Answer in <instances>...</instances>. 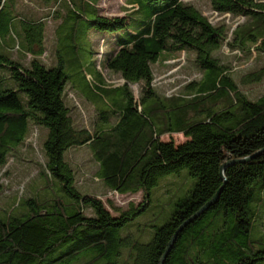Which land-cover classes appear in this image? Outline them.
I'll return each instance as SVG.
<instances>
[{
    "label": "trees",
    "instance_id": "16d2710c",
    "mask_svg": "<svg viewBox=\"0 0 264 264\" xmlns=\"http://www.w3.org/2000/svg\"><path fill=\"white\" fill-rule=\"evenodd\" d=\"M69 1L71 8L59 29L70 24L72 43L86 39L85 24L103 36L119 34L107 43L102 63L125 85L113 89L100 79L97 87L106 94L121 91L126 105L114 113V124L106 118L110 124L105 130L94 134L77 130L64 98L66 62L59 57L58 65L48 69L39 59L46 51L44 23L21 20L19 24L14 6L0 0L1 50H20L23 45L24 55L34 57L25 65L0 55V73L10 72L9 78L0 75V169L26 142L32 126H44L49 131L44 143V189L52 191L58 183L65 195L42 201L23 199L0 214V264H72L88 255L92 258L85 264H120L117 259L123 249H128V258L121 264H160L179 227L224 185L221 167L248 158L244 164L225 169L226 184L218 203L183 230L164 264H209L201 259L216 247L222 248L214 255L221 252L236 260L235 264L264 262V250L256 249L253 238L256 219L264 211V94L257 101L249 100L216 56L225 45L241 54L252 39H264V3L207 0L220 16L248 19L232 30L224 23L211 24L193 3L199 0H129L133 8L129 15L114 19L100 15L93 0ZM8 38L16 42L14 48L4 41ZM185 50L196 53L201 70L217 74L215 81L200 87L204 97L229 98L230 104L198 122L157 128L144 109L145 100L155 95L152 66L163 52ZM255 51L257 57L264 55V41ZM263 78L264 70L244 81L254 84ZM4 81H14L16 87L4 89ZM139 84L143 87L140 106H136L129 86ZM174 134H182L187 141L175 145L161 140ZM84 146L92 149L108 190L118 195L142 193L143 202L130 204L127 210L111 204L114 216L101 198L81 194L75 188V171L64 155ZM184 169L196 184L176 201L169 220L156 230L151 242L143 244V236L122 238L121 230L149 207L160 179Z\"/></svg>",
    "mask_w": 264,
    "mask_h": 264
},
{
    "label": "rangeland",
    "instance_id": "374dc122",
    "mask_svg": "<svg viewBox=\"0 0 264 264\" xmlns=\"http://www.w3.org/2000/svg\"><path fill=\"white\" fill-rule=\"evenodd\" d=\"M9 1L14 6V13L19 18V24H21V20L44 23L46 51L39 59L47 68L56 67L59 57H62L66 62L65 72L68 76V84L64 98L71 110L75 128L77 130L86 129L94 134L105 130L110 123L114 124L116 122L114 113L119 112L126 105L123 93L119 91L106 94L100 91L97 86L102 79L106 80L107 87H113V89L125 85L120 76L106 71L102 63L107 53V43L113 42L119 34L103 36L99 32L91 30L89 24H85L83 27L86 29V39L72 43L68 37L71 34L70 24L59 29L67 17L68 9L71 8L69 0ZM72 1L76 2V0ZM93 1L97 2L96 7L100 15L109 19L123 18L129 15L133 9L129 0ZM255 1L264 3V0ZM193 3L213 24L224 23L234 30L238 25L243 26L248 21L244 17L232 18L231 16L225 19L219 17L216 20L207 0L193 1ZM229 40H231V32ZM4 41L10 48L16 46V42L11 38L4 39ZM262 41L252 39L247 45L246 51L241 54L237 51H230L226 45L216 53L221 63L229 68L230 75L239 89L251 101H257L264 94V78L261 82L254 84H247L244 81L251 73L264 70V55L257 57L255 51ZM23 50V45L20 50L14 48L2 51L0 48V55L12 57L27 65L34 57L31 54L24 55ZM248 51L251 52V55ZM171 57L180 59L163 65L166 58ZM152 67L155 78L152 87L155 95L145 100L144 109L157 128L198 122L205 119L210 112L221 111L230 104L229 98L218 101L214 96L204 97L205 94L200 90V87L205 83L215 81L217 74L213 71L201 70L196 62V53L192 50L163 52ZM9 74L8 69H4L0 73L6 78H9ZM13 87H16L14 81H4V89ZM142 87V84L129 86L130 91L133 92L136 106H140ZM19 95L21 98H25L23 93L19 92ZM106 118H110V123H107ZM48 135L49 131L44 126H32L26 142L9 157L6 167L0 169V214L10 211L17 202L23 199L38 198L42 201L46 198L54 199L55 196H65L58 183L55 184L52 191L44 189L47 185V179L42 172L46 161L44 143L47 141ZM161 140L174 142L175 145L187 141L182 134L166 135ZM64 157L75 171V188L83 195L92 194L101 198L112 215L116 216L111 209V204L127 210L130 204L138 206L143 202L142 193L118 195L105 187L99 174V163L95 160L89 146L68 150ZM195 184L196 180L189 175L186 169L162 177L159 186L151 192L149 207L121 230V237L131 236L137 239L143 236V244L151 242L156 230L169 220L176 201L191 192ZM255 229L253 238L257 240L256 249L264 250V211L259 212ZM216 249L217 247L208 249L201 260L209 261V264H235L236 260L221 252L214 255L220 250L218 248L216 251ZM91 258L90 255L81 256L72 264H85ZM127 258L128 249H123L117 260L121 264ZM259 264H264V262Z\"/></svg>",
    "mask_w": 264,
    "mask_h": 264
},
{
    "label": "water",
    "instance_id": "95a60500",
    "mask_svg": "<svg viewBox=\"0 0 264 264\" xmlns=\"http://www.w3.org/2000/svg\"><path fill=\"white\" fill-rule=\"evenodd\" d=\"M250 159H244V160H236V161H232L229 163L224 164L221 167V171H220V176L221 179L224 181V185L226 184V180L224 177V171L227 167L231 166V165H237V164H244L246 162H248ZM224 185L220 188V190L217 192V194L213 197V199L208 202L198 213H196L194 216H192L190 219H188L187 221H185L180 227L179 229L176 231L174 237L172 238L171 242L169 243L160 264H164L167 256L169 255L170 251L172 250L173 246L175 245L179 235L183 232V230L188 227L190 224H192L195 220H197L201 215H203L205 212L209 211L211 209V207H213L214 205H216L219 201L220 195L223 191Z\"/></svg>",
    "mask_w": 264,
    "mask_h": 264
},
{
    "label": "crops",
    "instance_id": "0c3cea01",
    "mask_svg": "<svg viewBox=\"0 0 264 264\" xmlns=\"http://www.w3.org/2000/svg\"><path fill=\"white\" fill-rule=\"evenodd\" d=\"M179 59H180L179 57L166 58V60L163 62V65H168L169 62L177 61ZM153 73H154V71H153ZM88 78H91V76H88Z\"/></svg>",
    "mask_w": 264,
    "mask_h": 264
},
{
    "label": "built area",
    "instance_id": "2783aa9c",
    "mask_svg": "<svg viewBox=\"0 0 264 264\" xmlns=\"http://www.w3.org/2000/svg\"><path fill=\"white\" fill-rule=\"evenodd\" d=\"M212 13H213L214 18H215L216 20H218L219 17H220V18L222 17L223 19L226 18V17H230L229 15L220 16L218 13L213 12V11H212ZM209 21H210V20H209ZM210 23L213 24L211 21H210ZM213 25H214V24H213Z\"/></svg>",
    "mask_w": 264,
    "mask_h": 264
},
{
    "label": "bare ground",
    "instance_id": "6f19581e",
    "mask_svg": "<svg viewBox=\"0 0 264 264\" xmlns=\"http://www.w3.org/2000/svg\"><path fill=\"white\" fill-rule=\"evenodd\" d=\"M225 19V18H224Z\"/></svg>",
    "mask_w": 264,
    "mask_h": 264
}]
</instances>
